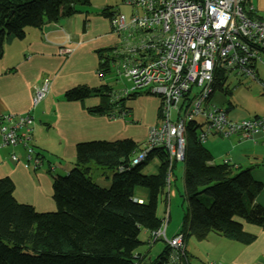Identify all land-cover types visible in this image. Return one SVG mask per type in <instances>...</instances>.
<instances>
[{"label":"trees","instance_id":"trees-1","mask_svg":"<svg viewBox=\"0 0 264 264\" xmlns=\"http://www.w3.org/2000/svg\"><path fill=\"white\" fill-rule=\"evenodd\" d=\"M121 2L129 8L128 17L109 7L108 13L106 8L101 11L110 16L111 29V19L117 14L129 19L141 11L140 6L133 11L134 6ZM89 3L90 0H0V57L5 40L10 36L23 38L25 26L41 27L45 22L75 14ZM113 48L97 51L100 77L112 68ZM225 82L226 75L218 71L214 90L222 89ZM112 93L107 84H79L66 89L63 96L67 101L95 96L98 103L87 107V111L115 117L120 111L127 113L126 101L137 96L132 94L114 102ZM198 128L196 121L185 125L181 196L186 206L179 232L184 240L191 236L203 240L215 232L241 244L251 243L256 236L244 225L264 229V207L255 201L263 185L253 179L250 168L236 170L227 162L214 163L205 144L198 141ZM140 148L130 138L77 142L70 170L51 176L53 211L39 212L16 201L12 180L1 177L0 264H146L136 253L143 244L140 233L160 227L163 217L157 214V200L162 195L167 204L176 163L169 166L164 150L157 147L144 161L129 166ZM153 158L158 160L156 171L143 173V166ZM93 166L111 171L108 188L92 182L89 172ZM142 192L141 198L138 195ZM169 253L165 245L147 264H163Z\"/></svg>","mask_w":264,"mask_h":264},{"label":"crops","instance_id":"crops-1","mask_svg":"<svg viewBox=\"0 0 264 264\" xmlns=\"http://www.w3.org/2000/svg\"><path fill=\"white\" fill-rule=\"evenodd\" d=\"M252 1L255 13L263 15L264 0ZM107 7L110 11H121L124 5L121 0H90L89 5L79 7V12L73 15L61 16L56 21L45 22L41 27L25 26L23 38L10 36L3 44L0 57V116L7 113H30L31 139L28 143L42 157V164L38 170L31 166L24 167V147L20 144L3 145L0 135V178L9 177L14 185L12 194L15 200L28 203L36 211L54 209L51 176L64 175L70 170L77 142L130 138L143 145L148 128L157 121L158 100L150 94H137V97L126 103L127 113L119 117L89 113L87 107L99 101L95 96L77 101H67L63 96L66 89L75 85L96 87L107 84L98 74L99 56L96 49L107 45H111L109 48H122L125 38L129 40V33L133 30L118 34L111 30L110 16L101 14L105 8L108 13ZM93 15L98 18L94 19ZM95 28L98 32L92 33ZM65 46L72 47V51L68 54L59 53L58 50ZM262 65L264 55L261 61L254 64L257 75ZM44 78L50 80L48 91L33 104L34 89ZM246 87L248 89L229 99L226 106L220 105L222 99L219 94H213V102L225 107L231 120L264 116V91L260 83L257 82L255 87ZM132 123L144 127L141 136L135 137L128 132V126ZM205 147L211 153L214 163L227 162L236 170L250 168L253 179L263 185L255 195V201L264 207V133L253 138H245L238 133L227 137L210 134ZM12 154L16 160L12 159ZM138 196L142 198L144 193ZM169 198L167 204L170 203ZM166 209L164 233L170 238L178 233L182 218L171 220L170 208ZM244 229L255 234L253 242L241 244L211 232L205 239L198 240V250H191L187 245L189 237L185 238L181 263L191 264L188 258L191 257L200 264H208L200 259L202 255H211L212 259H219L222 264H264V229L246 224ZM140 239L143 244L137 248L136 253L146 264L152 260L153 251L157 256L166 245L162 240L149 243V232L145 230L141 231ZM157 242L162 243V247ZM225 251L228 254L225 255Z\"/></svg>","mask_w":264,"mask_h":264},{"label":"built area","instance_id":"built-area-1","mask_svg":"<svg viewBox=\"0 0 264 264\" xmlns=\"http://www.w3.org/2000/svg\"><path fill=\"white\" fill-rule=\"evenodd\" d=\"M125 3L134 6L133 11L140 6L141 11L129 19L123 14L111 19L117 34L133 30L122 48L111 51L115 73L130 83L129 87L124 85L113 91L112 100L118 102L134 93L158 98L157 121L148 128L143 145L133 154L129 166L144 161L157 147L164 150L169 166L173 161L182 162L185 125L189 121L200 124V143H206L210 134L227 137L238 133L253 138L264 133V116L231 120L224 108L210 100L218 71L224 72L226 78L231 71L238 77L256 78L254 64L264 55V14L255 13L252 0H125ZM58 51L68 54L72 47H61ZM49 83L44 78L35 87L33 104L44 97ZM260 84L264 89V83ZM123 114L120 111L117 116ZM31 119L28 112L1 115L0 135L3 145L23 146L24 167L37 169L42 161L28 143ZM11 157L17 159L14 154ZM166 217L165 213L160 227L149 232L148 242L162 240L169 246V258L163 264H181L184 237L181 232L170 238L165 236Z\"/></svg>","mask_w":264,"mask_h":264},{"label":"rangeland","instance_id":"rangeland-1","mask_svg":"<svg viewBox=\"0 0 264 264\" xmlns=\"http://www.w3.org/2000/svg\"><path fill=\"white\" fill-rule=\"evenodd\" d=\"M119 12H122L126 17L129 16V8L127 6H125V5H124V8L121 11H119ZM93 17H94V19L98 18L97 15H93ZM91 32L92 33H97L98 30L95 28V29H92ZM109 47H111V45H107V46L102 47V48H97L96 50H100V49H103V48H109ZM113 65H114V63H112V66ZM256 75H257V72H256ZM103 81L105 83L109 84V86L114 91H117L118 88H122L124 85H126L127 87L130 86V83L127 81V79L124 76H122V75L120 76V75L115 73L114 66H113V69L110 68V71H108V72H106L104 74ZM256 81L257 82L264 81V66L263 65L259 68L258 75H257L256 79H251V78H248V77H238L235 74L234 71L229 72L227 74L226 82H225V85L223 86V88L214 90L213 94L215 93L216 96L219 94L220 98L222 99L221 102H219L220 105L226 106L228 101H229V99L235 98L236 95H238L239 93H241V92L245 91L246 89H248L246 87L247 85H249L251 87H255L257 85ZM262 95L264 96V93H262ZM151 97H154V96L151 95ZM132 99L127 100L126 103L128 101H131ZM157 100H158V98H157ZM210 100L212 101V103L215 106L220 107L219 105H216L214 103L215 101H214V96L213 95H212ZM222 108H225V107H222ZM15 115H17V114H15ZM35 121H37V118L35 119ZM30 123H31V121L29 122L28 127H29ZM143 129H144V127L141 124H138V123H132V124H130L128 126V132H130V134L135 136V137L141 136V132L143 131ZM95 136H97V135H95ZM104 136L108 137L110 135H104ZM30 138H31V129H30ZM137 142L139 143V146L142 145V143H140V141H137ZM157 163H158L157 158H153V159L149 160L143 166L142 172L143 173H147V174L155 172L156 168H157ZM175 163H176V166H175V168L173 170V175H171V179H172V181H174V183H172V182L171 183L174 186H172V190L170 191V198H169L170 199V203L169 204H165L162 195L157 200V212L161 216L162 215L164 216L165 213L167 215L166 207L170 208L171 220H172V218L176 219L177 217H180V219H181L182 216H183V211L185 210V206H186V203H185L184 199L181 196L182 195V191H183V184H182V182H183V162H175ZM37 170H38V168H37ZM53 174H56V173L54 172ZM58 175H60V174H58ZM89 176H90V179L92 180V182H94L95 184L99 185L100 187L108 188L109 185H110V182H111L110 181L111 180V171L108 170V169H101V168L93 166V167H91V171L89 172ZM26 204H28V203H26ZM53 204H54V201H53ZM54 209H55V207H54ZM54 209H51L50 211H53ZM46 211H48V210H46ZM180 225H181V223H180ZM180 225H179V229H178L177 232H179V230H180ZM141 236H142V234H141ZM198 242H200V241H198L197 239H195L192 236V237H189V239L187 241V245L191 248V250H198V244H197ZM157 243L160 245V247H162V243H160V242H157ZM184 248H185V245H184ZM187 253H188V249H187ZM151 254L153 256L152 259H154L157 253H155V251H153V253H151ZM226 254H228V251H225V255ZM210 256L211 255L206 257V256L202 255L200 260L207 261L208 264H212V263L213 264H222V263H220L222 261H220L219 259H215V260H217V261H215ZM188 258H189V261H190L191 264H200V263L196 262L195 259H192L191 257H188ZM223 264H226V263H223Z\"/></svg>","mask_w":264,"mask_h":264},{"label":"clouds","instance_id":"clouds-1","mask_svg":"<svg viewBox=\"0 0 264 264\" xmlns=\"http://www.w3.org/2000/svg\"><path fill=\"white\" fill-rule=\"evenodd\" d=\"M114 48H115V47H114ZM111 67H112V69H113L112 64H111ZM254 70H255V69H254ZM255 73H256V71H255ZM256 78H257V75H256ZM256 78H255V79H256ZM259 83H263V82L259 81ZM260 85H261V84H260ZM262 89H263V88H262ZM112 91H114V90L112 89ZM263 91H264V89H263ZM134 94L137 95V94H140V93H134ZM130 95H132V94H130ZM127 96H129V95H127ZM127 96H125V97H127ZM153 96H154V95H153ZM125 97H122V98H125ZM124 114H126V113L124 112ZM124 114H123V115H124ZM123 115H122V116H123ZM118 117H119V116H118ZM198 141H199V140H198ZM203 144H205V143H203ZM141 147H142V146H141ZM163 217H164V216H163Z\"/></svg>","mask_w":264,"mask_h":264}]
</instances>
